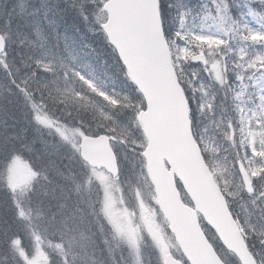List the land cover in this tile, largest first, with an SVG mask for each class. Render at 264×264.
<instances>
[{
  "label": "snow or ice",
  "instance_id": "6c2138e0",
  "mask_svg": "<svg viewBox=\"0 0 264 264\" xmlns=\"http://www.w3.org/2000/svg\"><path fill=\"white\" fill-rule=\"evenodd\" d=\"M162 147L191 250L123 195ZM0 264H264V0L0 3Z\"/></svg>",
  "mask_w": 264,
  "mask_h": 264
},
{
  "label": "water",
  "instance_id": "95a60500",
  "mask_svg": "<svg viewBox=\"0 0 264 264\" xmlns=\"http://www.w3.org/2000/svg\"><path fill=\"white\" fill-rule=\"evenodd\" d=\"M147 174L154 189L158 209L168 224L169 232L176 243L179 238V242L191 250L193 241L200 243L197 224H200V217L204 222L206 216L196 208L193 197L197 193L186 172L169 160L166 150L162 147L158 162L147 170ZM177 181L189 198L191 206L182 201ZM213 219L219 223L217 218Z\"/></svg>",
  "mask_w": 264,
  "mask_h": 264
},
{
  "label": "rangeland",
  "instance_id": "374dc122",
  "mask_svg": "<svg viewBox=\"0 0 264 264\" xmlns=\"http://www.w3.org/2000/svg\"><path fill=\"white\" fill-rule=\"evenodd\" d=\"M145 184H141L139 192L137 193L125 190L123 194L125 200L128 202V208L130 210H135V222L147 225L154 232L158 227L160 230H163L168 239H171L172 242L175 243L173 237L168 232L167 224L157 207L156 196L149 178ZM179 189L181 190V188ZM182 199L189 204L188 199L183 194Z\"/></svg>",
  "mask_w": 264,
  "mask_h": 264
},
{
  "label": "trees",
  "instance_id": "16d2710c",
  "mask_svg": "<svg viewBox=\"0 0 264 264\" xmlns=\"http://www.w3.org/2000/svg\"><path fill=\"white\" fill-rule=\"evenodd\" d=\"M12 2H13V0H0V3H7L9 5H11ZM35 4L38 7L39 6V0H35ZM9 123H11V121H9ZM35 147L37 149H39L40 145L37 143V145ZM53 159L55 160L56 165L61 167L62 169H64L66 165L68 167H71L70 162L68 160H61L59 157H54Z\"/></svg>",
  "mask_w": 264,
  "mask_h": 264
}]
</instances>
